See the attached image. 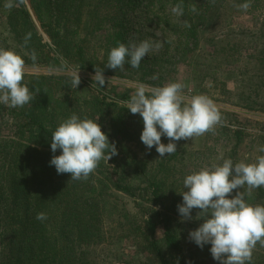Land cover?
Returning <instances> with one entry per match:
<instances>
[{"label":"trees","instance_id":"obj_1","mask_svg":"<svg viewBox=\"0 0 264 264\" xmlns=\"http://www.w3.org/2000/svg\"><path fill=\"white\" fill-rule=\"evenodd\" d=\"M160 1L173 7L181 3ZM8 2L0 0V18L8 34L4 40L10 38L25 65L47 62L51 44L61 58L91 73L96 66L105 73L114 70L105 66L108 53L117 41H131V16L146 17L152 11V5L142 0H12L10 8L6 7ZM245 2L182 0L184 14L174 30L178 45L192 50L202 27L222 29L228 8L242 9L238 5ZM193 4L196 12L190 10ZM249 9L261 10L264 17V0H251ZM185 21L190 26H185ZM27 33L31 38L25 44ZM95 41L102 50L100 56L91 51ZM33 50L37 54L35 62L30 59ZM256 59L264 84V49ZM144 63L142 59L139 68L125 63L123 70L137 74L145 70ZM24 82L33 92V100L17 108L0 103V116L11 119L14 129L13 134L0 137V264H100L92 248L103 242L106 219L116 213L121 202L115 195L119 191L147 205L144 225L127 207L117 216L129 227L126 237L139 241L160 264H205L199 251L187 247L177 208L183 198L171 170L182 154L176 151L159 157L155 146L148 150L140 139L144 125L138 113L132 114L106 95L82 98L78 88H71V76L25 73ZM125 96L129 101L131 94ZM73 113L81 118H98L102 131L118 151L109 161L102 159L87 180H70V174H58L50 164L52 156L61 152L51 151L52 132ZM236 135L242 138L241 132L236 131ZM187 157L193 160L190 154ZM246 199L264 205V186L253 189ZM39 212L46 213L47 218L37 220ZM255 250L251 264H264V250L259 254Z\"/></svg>","mask_w":264,"mask_h":264},{"label":"rangeland","instance_id":"obj_2","mask_svg":"<svg viewBox=\"0 0 264 264\" xmlns=\"http://www.w3.org/2000/svg\"><path fill=\"white\" fill-rule=\"evenodd\" d=\"M142 1L143 4L150 3L152 11L146 17L140 14L131 16L130 27L133 33L131 41L139 43L151 39L162 44V47L153 50L143 59L145 70L136 71L137 74L123 69L103 72L105 86L101 87L92 80L94 73L82 70L61 58L49 44L47 62L25 65V73L70 76L69 69H79L81 83L78 89L82 98L87 100L94 99L99 94L106 95L110 100L124 106L128 102L125 95H132L139 83L163 86L169 81H179L184 84L183 91L187 97L203 93L212 98L222 116V122L215 126L216 131L176 142L177 151L182 155L177 157V165L172 168L171 177L177 179L178 191L183 190L181 178L203 166L221 163L223 159L229 157H232L233 162L241 160L253 162L258 156L264 155V152L260 151V148L264 147V84L263 81L261 83L263 72L257 64L259 60L256 59L261 49H264L262 11L252 9L235 11L233 7L228 8L229 16L222 29L204 30L202 27L198 44L189 50L184 44L178 45L174 30L180 17L172 12L173 5L166 1L163 4L160 0ZM26 6L32 11L27 2ZM3 20L0 18V47L15 49L18 52L10 38L6 42L4 40L8 34ZM37 24L39 30L44 32L40 24L38 22ZM45 41L49 42L46 37ZM96 43L93 42L90 48L92 53L100 56L102 50ZM154 76L156 79H153ZM13 130L11 119L1 115L0 137L13 134ZM236 131L241 132V139L236 135ZM168 142V138L164 137L162 143ZM189 154L193 157L191 161L187 159ZM182 164L185 166L178 168ZM115 195L121 202L116 213L106 219L103 242L92 248V251L99 256L98 262L100 264H160L159 260H155L139 241L126 237L129 227L126 222L122 224V220L117 217L121 214V210L127 207L130 214L144 225L146 203L141 201L137 203L134 198L120 191ZM194 210L191 213L193 219L180 218L185 230L187 247L192 251H199L205 264H218L211 255L210 244L204 245L201 249L189 239L190 230L202 223V219H195L199 210L195 208ZM262 247L257 244L255 247L257 250L254 252L259 254L264 250Z\"/></svg>","mask_w":264,"mask_h":264},{"label":"clouds","instance_id":"obj_3","mask_svg":"<svg viewBox=\"0 0 264 264\" xmlns=\"http://www.w3.org/2000/svg\"><path fill=\"white\" fill-rule=\"evenodd\" d=\"M12 6V0H9L6 7ZM238 7L249 9L251 0ZM190 10L196 12V5H191ZM172 12L177 17L183 16L182 0L172 8ZM185 26H190L187 21ZM30 38L31 33L25 34V44ZM160 47V42L151 39L128 44L117 41V46L108 53L105 66L123 69L125 63H129L131 67L139 68L142 59ZM30 59L36 61L35 50ZM68 71L71 88H78L81 83L79 69ZM103 71L96 66L92 76V80L101 87L105 86ZM24 76L25 60L22 56L15 49L0 47V103L17 108L34 99ZM184 87L179 81H169L163 86L139 83L127 102L126 108L142 117V143L148 150L155 146L159 157L175 153L177 141L214 131L215 126L222 122L220 109L212 98L203 93L187 97ZM162 136L168 138L167 144L161 142ZM57 149L61 152L52 156L50 164L55 166L58 174H70V180H87L102 159L109 161L118 154L115 143L110 142L102 131L98 118L91 119L87 115L81 118L76 113L60 121L52 132L51 151L56 153ZM260 151L264 152V147ZM262 186L264 155L253 162L241 160L234 163L230 158L223 159L222 163L203 166L187 174L183 179V190L178 191L183 198L177 206L178 212L182 220H191L195 208L199 210L195 219H202L197 228L190 230L189 239L201 249L210 244L211 255L219 264H251L257 243L264 246V205L252 204L246 196ZM234 190L235 195H231ZM46 218L44 212L36 215L37 220Z\"/></svg>","mask_w":264,"mask_h":264}]
</instances>
